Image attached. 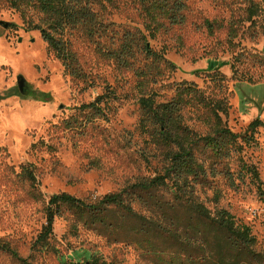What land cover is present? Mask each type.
I'll return each mask as SVG.
<instances>
[{
	"label": "rangeland",
	"instance_id": "rangeland-1",
	"mask_svg": "<svg viewBox=\"0 0 264 264\" xmlns=\"http://www.w3.org/2000/svg\"><path fill=\"white\" fill-rule=\"evenodd\" d=\"M88 2L98 31L90 36L74 28L57 35L86 74L84 82H75L49 51L41 31L30 30L28 23L41 25L44 14L26 7L24 18L11 0H0V241L30 264L80 263L91 256L109 264H158L155 256L131 243H110L82 225L73 232V220L65 216L56 218L50 253L33 247L47 224L53 196L100 199L161 170L160 160L150 154L149 138L138 130L143 89L156 92L159 102H168L180 87L193 85L205 97L226 103L223 119L234 133L254 135L250 144L240 142L243 151L230 165L238 175L244 167H256L263 191L261 195L251 176L238 190L218 177L211 187L199 188L198 195L214 210V195L221 191L220 207L238 224L249 226L264 247V127L254 134L249 131L255 121L264 123V0H186L184 26L162 20L154 37L145 30L136 0ZM253 5L261 10L250 21ZM206 21L217 24L209 30ZM143 35L175 69L165 62L155 65L143 55L138 48ZM126 42L136 54L127 67L108 57ZM153 70L162 74L157 84L147 87L142 73ZM19 78L26 83L24 94ZM106 94L107 117L90 122L92 112L84 107ZM184 113L191 127L207 134L199 121L204 112L189 105ZM26 168L33 171L35 186L23 175ZM164 195L171 197L169 191ZM135 209L147 213L141 206ZM0 264L21 263L0 251Z\"/></svg>",
	"mask_w": 264,
	"mask_h": 264
},
{
	"label": "trees",
	"instance_id": "trees-1",
	"mask_svg": "<svg viewBox=\"0 0 264 264\" xmlns=\"http://www.w3.org/2000/svg\"><path fill=\"white\" fill-rule=\"evenodd\" d=\"M136 2L145 18V30L151 37L162 26V20H167L173 27L184 26L187 21L186 0ZM11 6L24 18L26 7L44 14L41 25L28 23L30 30L41 31L49 51L63 63L72 80L84 82L86 74L76 54L57 35L74 28H82L90 36L98 31L88 0H11ZM259 10L258 5L250 8V21L259 16ZM216 24L206 21L209 30H213ZM235 30L230 27L234 38L237 37ZM138 48L155 65L165 62L168 67L176 68L164 55L150 48L145 35L139 39ZM108 57L127 67L136 54L126 42ZM155 71L158 73L152 74ZM153 72L142 73V77L149 81L147 87L157 84V78L162 74L160 70ZM143 90L145 92L139 100L141 118L138 130L149 138L150 154L160 160L161 170L153 178L139 180L121 192L100 199L83 200L67 193L53 196L47 207V224L33 247L34 251L50 253L53 250L51 238L56 218L65 216L72 218L73 232H78L82 225L110 243H131L155 256L158 264H264V247L252 229L238 224L227 209L220 207L222 192L217 191L214 195V210L207 208L198 195L199 188L211 187L212 179L223 177L231 188L238 190L247 176L258 183V190L263 195L256 167H244V172L238 175L230 165L233 156L243 151L240 142L250 144L254 135L247 137L234 133L223 119L228 112L226 103L205 97L193 85L180 87L168 102H159L158 94L153 90L146 91L145 87ZM107 96L109 94L84 107L92 112L90 122L107 117V106H103ZM189 105L198 113L204 112L199 121L208 128L206 135L199 134L187 123L184 109ZM261 127L264 123L257 120L249 131L254 134ZM23 175L35 186L36 178L30 168H26ZM167 191L170 198L164 195ZM135 206L146 208L147 213L138 212ZM0 251L21 264H30L3 241H0ZM65 264L109 263L101 257L91 256L80 263Z\"/></svg>",
	"mask_w": 264,
	"mask_h": 264
},
{
	"label": "water",
	"instance_id": "water-1",
	"mask_svg": "<svg viewBox=\"0 0 264 264\" xmlns=\"http://www.w3.org/2000/svg\"><path fill=\"white\" fill-rule=\"evenodd\" d=\"M18 82H19L20 91L22 94H24L25 88H26V83H25L24 79H22V78H19Z\"/></svg>",
	"mask_w": 264,
	"mask_h": 264
}]
</instances>
